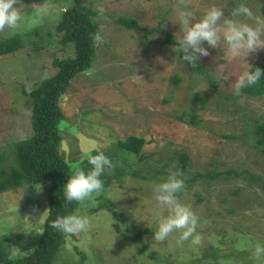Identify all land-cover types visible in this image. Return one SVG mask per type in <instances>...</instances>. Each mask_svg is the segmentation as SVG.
Here are the masks:
<instances>
[{"label":"rangeland","instance_id":"1","mask_svg":"<svg viewBox=\"0 0 264 264\" xmlns=\"http://www.w3.org/2000/svg\"><path fill=\"white\" fill-rule=\"evenodd\" d=\"M240 1L80 0L93 11L92 18L98 25L96 55L91 69L70 81L59 102L64 155L74 160L85 157L87 138L100 153L106 154L116 149L117 142L135 136L144 140L141 154L148 158V164L162 166L169 158L176 164L174 156L179 152L201 172L230 169L237 172L229 179L197 180L177 197L172 192L179 183L170 175H158L151 180L126 175L121 184L111 179L105 190L81 192L79 214L73 221L80 240L74 246L85 253L86 262L140 264L136 253L144 242L134 235L131 243L123 241L125 224H119L122 232H117V216L133 214L139 228L149 230L144 239L151 244L143 251L164 248V240L172 238L160 232L172 227L178 212L193 215L198 194L203 201L194 213L209 221L217 219L216 224L200 225L199 241L206 243L204 238L213 236L215 225L250 231L244 236L253 241L242 264H264V256L256 247L262 241L264 244V222L256 216L262 214V209L257 205L251 207L245 199L248 196L255 201L252 199L262 196L259 186L264 182V155L252 147L253 128L246 129V123L262 120L264 96L249 98L236 93L253 67L264 66V9H261L264 6L254 0H243L250 12L242 10L238 16L239 10L234 8L242 4ZM58 2L0 0L1 34L40 27L50 28L54 36L51 43L40 44V52H32L28 47L14 56L0 57V152L5 150L8 154L17 141L30 135L31 106L24 92H30L42 78L55 74L53 59L70 54V49L59 45L60 36L53 29L64 3ZM120 17L135 19L139 29L116 24ZM165 32L181 42L183 50L191 52L201 73L187 67L173 46L160 45ZM235 36L237 39L230 40ZM43 39L48 40L45 36ZM174 76L179 78L176 83L171 82ZM207 78L213 81L212 86ZM193 95L207 100L204 108L197 111L196 125L177 119L189 110ZM183 118L188 120L189 116ZM82 143L86 145L83 147ZM196 169L188 170L194 173ZM105 172L114 173L115 168L105 167ZM247 172L255 180H250ZM234 189L239 190L241 208L236 217L223 213L218 206L219 200L230 198L229 190ZM30 193L33 196L28 199ZM42 202L46 201L40 188L29 193L27 188L0 193V236L10 233L20 212L30 220L33 216V222L43 221L46 203ZM257 203L259 198L252 204ZM155 204L161 205L159 222L153 219ZM78 220L82 221L80 225ZM81 229L88 234L84 236ZM30 250L26 244L17 250L13 240L9 254L17 258ZM189 250L183 247L176 255L172 254L175 259L186 260Z\"/></svg>","mask_w":264,"mask_h":264},{"label":"trees","instance_id":"2","mask_svg":"<svg viewBox=\"0 0 264 264\" xmlns=\"http://www.w3.org/2000/svg\"><path fill=\"white\" fill-rule=\"evenodd\" d=\"M61 1L64 2V0H59V2ZM254 2L264 6V0H254ZM240 3L242 4L236 5L234 8V10H239L240 14L238 16L242 15V10L244 13H249L250 7L246 6V2L242 0ZM60 9V16L53 29L55 34L60 36L59 45L66 50L70 49V54L53 59L52 65L56 69L55 74L42 78L38 84L31 88L30 92H24L30 99L31 106L28 121L30 135L21 141H17L8 154L5 150L0 152V193L22 188H27L29 193L35 192L36 188H40V195L42 194L46 201L47 215L43 222L41 234L36 237L34 231L27 233L33 227V216L30 220L22 217L20 212L18 220L11 228V232L0 236V264H98L91 260L86 262L87 256L83 251L78 250L77 246L71 244L70 241L66 240L64 242L61 239L59 224L65 229V220L80 205L79 195L81 192H96L106 189L111 179L121 184L126 175L140 180H151L158 175H170L175 177L179 183L172 192V195L177 197L182 194L184 188H190L192 184H195L197 180L201 181L202 178L210 180L216 178L229 179L231 176L237 175V172L232 169L218 172L211 170L201 172V169H196L184 153L179 152H175L176 164L171 158L167 159L162 166L148 164V158L141 154L144 140L135 136L117 142L116 149L106 154L104 152L100 153L99 149L94 147L95 144L91 139L87 138L85 143H88L86 146L88 153L86 156L79 160L68 159L61 148L60 122L63 120V113L59 102L68 90L70 81L77 74L91 69L96 55L98 25L92 18L94 16L93 11L82 5L80 0H66ZM2 22L0 20V24ZM115 23L128 29H139L137 21L133 18L120 17L116 19ZM43 30L45 31L44 35H42ZM44 36L48 40H44ZM53 37L50 28L46 30L40 27H34L23 33L15 31L11 34L0 33V57L14 56L25 51L28 47L31 48L32 52H40L42 50L40 44L43 41L51 43L49 41ZM235 37H230V40L237 39V36ZM246 37L250 38V35L247 34ZM34 38L38 39L39 43L33 41ZM160 45L173 46L178 51L179 58L187 67H192L197 73H201L197 59L191 52L183 50L184 47L181 42L174 39L171 34L165 32ZM250 73L251 75L237 88L236 93L249 98L263 97L264 66L261 64L256 65ZM178 80L177 76L171 78L172 83H176ZM207 81L211 86L213 85L210 78H207ZM230 96L233 97L234 95ZM206 102L205 97L193 95L189 103V110L187 112L183 111L182 114L177 116V119L190 125H196L198 123L196 120L197 111L203 109ZM215 109L218 111V108L215 107ZM221 110H224V108L222 107ZM183 115H188L189 119L184 120ZM250 127L253 128L251 131L253 134L252 147L255 151L264 155V116L261 121L246 123V129ZM228 137L230 138V136ZM81 139L84 140V138ZM246 140L249 141L250 138L248 137ZM85 143L81 145L84 147ZM111 166L115 168V172L108 174V172H105V167ZM168 167L171 170H166ZM189 168H194L196 171L190 173ZM247 174L250 176V180H255L249 172ZM259 187L262 195L256 197V199L259 198V203L252 204L256 202L255 198L252 199L255 201H250L248 196L245 199L251 207L257 205L262 209V214L256 216L262 219L263 223L264 182H261ZM228 194L230 198L219 200L218 206L223 213H228L229 216H239L241 210L238 205L239 190H229ZM24 196L26 197V195ZM32 196L33 194L30 193L28 199H31ZM196 197L197 200L193 204L194 210H197L203 201L198 194ZM160 208L161 205L156 204L152 208L155 213L153 218L155 222L161 221L158 216V212L161 211ZM194 210L193 215L190 216L185 212H178L175 215L176 222L172 227L160 232L170 234L172 238L164 240L162 243L164 248L142 250L148 244H151L145 242L144 239V235L147 236L149 230H141L136 224L133 214L125 213L126 216L124 217L122 215L117 216L115 226L118 229L116 231L122 232L120 225L125 224L122 233L123 241L131 243L133 241L131 236L134 235V237L137 238L138 236L144 242L141 247L137 248V251L140 252L136 253L140 264H242L247 258L248 246L253 241L252 238L244 236L250 231H238V228L232 226H228L231 229V231H228V228L224 225H215L212 228L214 231L213 236L206 235L204 238L206 243L200 242L197 237L200 225L205 223L216 224L217 219L209 221L208 218H201L194 213ZM13 228H15V232H13ZM237 232L238 235L240 234L239 238ZM8 239L10 241L17 240L29 246L35 245V240L37 243L31 253L14 261L7 259L2 249L4 241ZM67 247H72V249L69 250ZM183 247L190 249L189 256L186 260L175 259L172 253L176 255ZM256 247L261 250L260 255L264 256L263 241Z\"/></svg>","mask_w":264,"mask_h":264},{"label":"clouds","instance_id":"3","mask_svg":"<svg viewBox=\"0 0 264 264\" xmlns=\"http://www.w3.org/2000/svg\"><path fill=\"white\" fill-rule=\"evenodd\" d=\"M109 186V185H108ZM107 186V187H108ZM102 190H105V189H102ZM98 191H100V190H98ZM97 192V191H96ZM42 203H46V202H42ZM46 211H47V208L45 209V217H46ZM78 214H79V206L77 207V209L73 212V214L71 213L68 217H67V219L65 220V222H64V224H65V229H63L62 228V226L59 224V227H60V235H61V239L65 242L66 240H71L72 239V242H70L71 244H73L74 245V243H76L77 241H79L80 240V237L78 236V233H77V231H76V228H75V226H74V224H73V221L75 220V218H76V216H78ZM45 217H44V219H43V221H41V222H33L32 223V226L33 227H31V229L27 232V233H30V232H32V231H34L35 232V236L36 237H39V234H41V231H42V227H43V222H44V220H45ZM82 223V221L81 220H78V225H80ZM38 227H40L39 229H37ZM10 232H11V229H10ZM13 232H15L14 231V229H13ZM81 232H82V234L84 235V236H86L87 234H88V231H86V230H84V229H81ZM8 242H7V244H5L4 246H3V250H4V252H5V257L7 258V259H9V260H18V259H20V258H22V257H24V256H26L27 254H29V253H31L33 250H34V247H35V245H36V243H37V241L35 240V245H33V246H29V245H27L26 243H21V242H19V241H17V240H15V242H16V247H17V250H19L24 244H26L27 245V247H29V248H31V250L30 251H28L25 255H23V256H21V257H17V258H13V256L12 255H10L9 254V251H11V246H12V243H13V241H10L9 239L7 240ZM81 251V250H80ZM87 264V263H86Z\"/></svg>","mask_w":264,"mask_h":264}]
</instances>
